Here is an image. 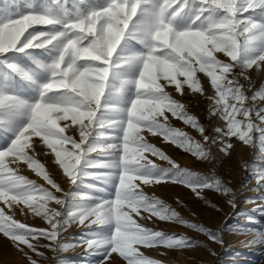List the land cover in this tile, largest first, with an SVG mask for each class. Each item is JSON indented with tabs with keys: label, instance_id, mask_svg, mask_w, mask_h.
<instances>
[{
	"label": "snow or ice",
	"instance_id": "6c2138e0",
	"mask_svg": "<svg viewBox=\"0 0 264 264\" xmlns=\"http://www.w3.org/2000/svg\"><path fill=\"white\" fill-rule=\"evenodd\" d=\"M146 3L147 0H106L103 5L66 23L63 31L55 33L41 31L29 34L31 28L57 23L50 16L36 12L0 23V54L49 45H54L58 53L46 66L50 77L43 85L40 102L30 107V123L19 132L9 149L0 152V199H4L5 203H23L49 225L48 229L28 227L6 216L0 209V232L18 248L26 245L36 252V245L31 241L43 238L51 242L46 247L55 251L66 223L61 219L62 211L48 207V202L54 201L63 209L69 193H64L63 198L55 194L62 189L45 171L44 165L29 154L31 137H39L54 153L55 163L63 169L72 185L87 176L102 178L115 186V199L101 201L76 216L81 226L93 223L114 225V234L103 242L109 248L104 264H111L113 254L117 253L127 264H156L145 258L137 246H191L192 242L184 237L175 238L144 227L133 218V214L141 217L143 210L150 216L141 219L154 216L162 221L187 223L161 200L138 190L140 184L137 181L142 184L179 183L197 194L209 188L224 195L232 194L231 188L218 178L212 183L208 180L193 182L190 177L196 173L181 168L141 135V129H145L152 135L163 136L166 141L171 140L197 158L209 159L211 156L210 149L193 142L184 132L169 127L166 113L198 129L202 135L205 131L197 119L185 111V106L165 90L167 85H162L159 82L161 79L174 84L177 92L182 93L186 84L193 92L202 93L196 73H206L215 89V96L209 97L215 105L213 114L219 112L225 122L223 128L215 129L221 142L224 143L223 138L237 137L245 145L255 146L253 133H259L258 141L264 145V127L261 126L264 125V107L257 110L255 106L257 100L264 101V90L247 95L238 79L244 77L247 80L248 70L264 65V45L250 47L254 41L264 38V20L244 15L259 12L264 16V0H163L159 9L160 18L154 23L146 22L145 41L138 39L139 25L134 27V22L143 14ZM189 5L197 8L195 20L201 21L197 28L190 26L187 30H176L163 19L165 11L175 9L172 12L175 17ZM205 13L208 15L205 16ZM125 41L129 46L133 42L145 43L147 51L114 59ZM248 52L255 55L248 56ZM217 53L229 57L230 62H221ZM125 65H138L139 72L135 78L122 81V84H131L135 89L129 106L122 109L112 102L110 89L115 69ZM234 69L237 71L234 72ZM178 77H183V81ZM249 101L252 103L249 104ZM3 102L0 99V104ZM254 118L260 124L255 123ZM68 120L71 124L60 126L59 121ZM72 125L79 126V141L65 134V129ZM100 129H112L113 132L109 134ZM94 134V139L90 140ZM203 139L212 144L217 142L216 138L210 140L207 135H203ZM130 144L135 146L132 149L134 159L129 156ZM231 148V143H224L221 151L227 152ZM93 152L105 159H90L89 155ZM145 153L166 161L171 167H160ZM6 157H11L13 163L23 160L43 176L55 193L16 175L5 164ZM85 168L94 171L86 172ZM170 172L173 174L169 175ZM259 182L264 184V176L259 178ZM80 198L89 199L87 196ZM188 226L206 231L196 224ZM207 234L211 240H217L215 233L208 231ZM259 238L264 241V234ZM91 244L89 242V246ZM32 264L36 261L32 260Z\"/></svg>",
	"mask_w": 264,
	"mask_h": 264
},
{
	"label": "rangeland",
	"instance_id": "374dc122",
	"mask_svg": "<svg viewBox=\"0 0 264 264\" xmlns=\"http://www.w3.org/2000/svg\"><path fill=\"white\" fill-rule=\"evenodd\" d=\"M104 3L106 0H0V23L28 12H36L50 16L57 23L31 28L28 30L29 34L41 31L55 33L63 31V26L77 16ZM162 3L163 0H147L143 14L139 15L134 22V27L139 25L138 39L147 40L146 22L154 23L160 18L159 9ZM173 11L175 9L165 11L163 19L176 30H187L190 26L195 29L201 23L200 20H195L198 15L195 6L185 7L175 17L172 16ZM206 15L208 13H205ZM244 15L251 16L258 21L264 20V16H261L259 12H249ZM194 20L195 23H193ZM262 45H264V38L254 41L250 47L259 48ZM146 51L145 43L133 42L129 46L125 41L114 59L130 53H145ZM26 52L31 56L25 57ZM57 54L54 45L45 48H28L25 52L11 50L0 54V99L4 101L0 104V152L9 149L19 132L30 123V107L40 102L43 85L50 77L46 66ZM247 55L253 56L255 53L248 52ZM216 56L221 62H230V58L223 53H217ZM235 71L237 70L234 69ZM138 72V65H125L114 71L110 89L113 94L112 102L122 109L129 106L135 94L134 87L131 84H122V81L135 78ZM247 75V80L244 77H238L247 95L264 90V65H261L259 69L254 67L248 70ZM229 78L232 77L229 76ZM178 79L183 81L184 78L178 77ZM196 79L203 89L202 93L193 92L186 84L182 93L177 92L174 84H168L162 79L159 82L167 85L165 90L172 98L183 104L185 111L197 119L205 130L203 135L209 136L210 140L216 138L217 142L215 144L206 142L198 129L173 117L171 113H166L169 127L184 132L193 142H198L210 149V158H197L191 152L172 143L171 140L166 141L163 136L152 135L145 129H141V135L181 168L196 173L197 175L190 177L193 182L208 180L212 183L218 178L225 186L231 188L232 194L224 195L211 188L200 190L197 194L190 187L179 183L142 184L137 181L136 183L140 184L138 190L149 197L161 200L187 223L162 221L154 216L141 219V217L150 216L143 210H141V217L133 214V218L144 227L164 232L175 238L184 237L192 242L191 246L185 247L166 248L162 245L137 247L145 258L155 261L156 264H264V242L259 238L264 234V184L259 182V178L264 176V145L258 141L259 133H253L255 146L245 145L237 137L223 138L224 143L232 144V148L227 152L221 151L224 143L221 142L220 134L215 129L223 128L225 122L221 119L219 112L213 114L214 101L209 99L215 96V89L211 85V78L206 73L197 72ZM255 106L257 110L264 107V101L257 100ZM238 119L242 118L238 117ZM254 122L260 124V121L255 118ZM59 123L61 127H64L65 123L71 124V121H59ZM261 126L264 127V125ZM78 127V125H72L71 128H66L65 134L72 135L79 141ZM99 131L109 134L113 132L112 129H100ZM94 137L95 134L90 140ZM30 143L29 154L44 165L45 171L62 189L61 192L55 193V189L43 179V176L37 174L23 160L13 163L11 157H6L5 164L13 169L16 175L33 181L35 185L52 191L61 198L64 197V193L68 192L69 195L63 209L54 201L48 202V207L62 211L61 219L66 223L63 225L55 251L52 247H46L51 242L43 238L31 241L36 245V252L28 249L26 245H20L18 248L9 237L0 232V264H32V260H35L36 264H104L109 248L103 242L114 234V225L93 223L81 226L77 223L76 216L101 201L115 199V186L102 178L94 179L87 176L72 185L63 169L55 163L54 153L43 141L39 137H31ZM68 147L71 146L68 145ZM134 147V145H129V156L133 159L135 158L132 151ZM144 155L162 168L171 167L166 161L153 157L149 153ZM89 158L105 159L96 152L91 153ZM84 171L94 170L85 168ZM172 174V172L169 173V175ZM34 194L42 195V193ZM81 196H87L89 199H82ZM0 209L6 216L28 227L36 229H48L49 227L42 216H37L23 203H5L4 199H0ZM70 213L76 215L70 216ZM190 224H196L206 231L189 227ZM208 231L215 233L217 240H211L207 234ZM248 235L252 237L247 238ZM89 242H92L91 246ZM258 245L259 247L255 248ZM233 251H236L235 254L230 253ZM37 252L43 255L38 256ZM226 257L232 260L225 261ZM111 264H127V261L117 253L113 254Z\"/></svg>",
	"mask_w": 264,
	"mask_h": 264
},
{
	"label": "bare ground",
	"instance_id": "6f19581e",
	"mask_svg": "<svg viewBox=\"0 0 264 264\" xmlns=\"http://www.w3.org/2000/svg\"><path fill=\"white\" fill-rule=\"evenodd\" d=\"M26 51L28 50V49H25ZM25 50L24 51H19L18 49L17 50H14V51H16V52H25ZM26 55H25V57H30L31 55H29V53L28 52H26L25 53ZM20 70V69H19ZM250 237H252V235H248V237L247 238H250ZM259 247V245L258 246H256L255 248H258ZM235 252L236 251H233V252H230V253H232V254H235ZM246 252H250V251H246ZM228 260H232L230 257H226L225 258V261H228Z\"/></svg>",
	"mask_w": 264,
	"mask_h": 264
},
{
	"label": "clouds",
	"instance_id": "9594fccd",
	"mask_svg": "<svg viewBox=\"0 0 264 264\" xmlns=\"http://www.w3.org/2000/svg\"><path fill=\"white\" fill-rule=\"evenodd\" d=\"M262 242H264V241H262Z\"/></svg>",
	"mask_w": 264,
	"mask_h": 264
}]
</instances>
